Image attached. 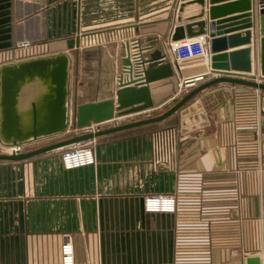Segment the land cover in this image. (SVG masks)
<instances>
[{
    "label": "crops",
    "instance_id": "crops-1",
    "mask_svg": "<svg viewBox=\"0 0 264 264\" xmlns=\"http://www.w3.org/2000/svg\"><path fill=\"white\" fill-rule=\"evenodd\" d=\"M145 1L150 3L144 8L143 0H0V66L24 59L12 51L25 39L44 51L34 56L69 51L76 71L72 104L103 100L115 96L125 44L140 39L165 50L175 72L149 84L155 108L146 112L152 117L222 74L211 72L210 61L177 60L170 47L174 0ZM213 8L218 14H212ZM202 15L206 39L211 23L221 36L252 31L254 73L264 82L259 0H203ZM247 19L250 28L226 32ZM77 36L80 46L69 50L67 42ZM200 75V81L186 85L185 80ZM263 96V90L246 85L220 84L200 96L210 107L208 123L196 129L190 125L182 138L155 137L169 129L168 118L77 144L94 148L93 166L66 170L55 151L0 161V264H62V245L68 240L75 264H247L251 256L264 259ZM146 112L80 133L144 119L140 116ZM150 194L176 195L177 211L147 212L144 200Z\"/></svg>",
    "mask_w": 264,
    "mask_h": 264
},
{
    "label": "water",
    "instance_id": "water-1",
    "mask_svg": "<svg viewBox=\"0 0 264 264\" xmlns=\"http://www.w3.org/2000/svg\"><path fill=\"white\" fill-rule=\"evenodd\" d=\"M259 5L262 36L260 70L264 78V0H259ZM172 6V12L175 14V26L171 34L173 41L204 36L208 33L206 22L200 19L203 16V0H174ZM218 12V8L212 9L213 15ZM248 22L249 19L242 21L238 23L239 27L226 32L248 29L250 28ZM209 28L210 37L207 38V42L211 52V72L222 75L193 87L165 112L145 119L121 123L108 129L77 133L33 150L14 154L0 153V161H24L42 153L86 142L103 134L159 122L179 111L183 132L188 130L189 127H185L189 124L192 125L190 128L196 129L208 123L207 114L210 107L204 104L205 97H200L205 91L223 83L246 85L264 91V82L259 81L261 79H258L254 73L252 31L246 30L244 35L237 32L221 36L222 32H215V23H211ZM217 28L220 29L221 26ZM244 44L247 47L232 52L225 51ZM67 45L69 50L78 48L80 36L70 39ZM167 56L165 50L154 48L151 44L144 45L140 39L128 41L121 55L122 71L117 76L118 88L115 96L80 104H72L73 56L69 51L2 64L0 66V146L26 147L35 142L61 137L70 129L80 130L154 109L149 84L173 77L175 74L172 62L166 61ZM247 76L255 80H248ZM188 80L191 84L196 82L195 78ZM247 264H264V259L260 256H251L247 258Z\"/></svg>",
    "mask_w": 264,
    "mask_h": 264
},
{
    "label": "built area",
    "instance_id": "built-area-1",
    "mask_svg": "<svg viewBox=\"0 0 264 264\" xmlns=\"http://www.w3.org/2000/svg\"><path fill=\"white\" fill-rule=\"evenodd\" d=\"M170 44L171 51L177 60L200 58L207 63L210 61V47L204 36L185 38L175 41L172 40ZM37 48L39 49L38 43L25 39L16 43L12 52L15 55H21L25 59L36 57L34 55L42 53L38 52ZM131 54L133 53L131 52ZM202 78L203 75L197 76L195 77V81H200ZM189 81L190 80L188 79L185 80L187 86L191 84ZM259 113L261 115V121L264 123V96L262 97V103L259 107ZM164 136H167L170 139L173 138L172 140L174 141L176 138V130L174 128H169L168 130L158 132V135L155 137L162 140ZM160 146L161 142L157 141V147L159 148ZM262 146L264 151V142ZM3 150L6 151L7 154H14L23 152L24 146H15L10 148L3 147ZM61 163L63 168L66 170L96 165L97 160L95 150L91 146H76L65 149L61 154ZM177 206L178 199L174 194H150L147 195L144 200V208L149 213H175L177 211ZM62 264H75L74 245L71 240L66 241L62 245Z\"/></svg>",
    "mask_w": 264,
    "mask_h": 264
},
{
    "label": "rangeland",
    "instance_id": "rangeland-1",
    "mask_svg": "<svg viewBox=\"0 0 264 264\" xmlns=\"http://www.w3.org/2000/svg\"><path fill=\"white\" fill-rule=\"evenodd\" d=\"M150 2H147V1H145V0H143V3H141V5L142 6H144V8L147 6V4H149ZM42 52H44V51H42ZM198 58H196V59H193V60H197ZM85 68H87V67H83V70L85 69ZM75 71V70H74ZM73 71V72H74ZM76 72V71H75ZM171 107V106H170ZM170 107H166L165 109H163V110H158L157 112H154L155 113V115L153 114V116H156V115H159V114H161V113H163V112H165L166 110H168ZM147 113V112H146ZM149 114H151V113H149ZM143 116H145V118H148V117H151V115L150 116H148V113L147 114H142V116H140V117H143ZM139 117V116H138ZM129 118H131V117H129ZM144 118V119H145ZM169 118V120L171 121V125L170 126H168L169 128H174L175 130H176V132L179 134H177L176 133V138H175V140L178 138V136L179 137H184V135H185V132H183V127H182V122H181V115H180V111L179 112H177V113H175V114H173L172 116H170V117H168ZM168 118H166V119H168ZM81 130V129H80ZM80 130H75V132L73 131V130H70V132H67L65 135H63V136H61V137H56V138H52V139H46V140H42V141H40V142H36V143H32V144H29V145H27L26 147H24V151H26V150H28L29 148H32V147H35V148H38V147H42V146H45V145H49V144H51V143H54V142H57V141H59V140H62V139H66V138H68V136H70V135H75V134H77V133H80ZM75 133V134H74ZM76 146H81V145H74V146H71V147H66V148H64V149H60V150H56L54 153L58 156V154L59 155H61L62 154V152L65 150V149H69V148H73V147H76ZM84 146H86V145H84ZM34 148V149H35ZM1 149H3V147L2 146H0V152H1ZM26 149V150H25Z\"/></svg>",
    "mask_w": 264,
    "mask_h": 264
},
{
    "label": "flooded vegetation",
    "instance_id": "flooded-vegetation-1",
    "mask_svg": "<svg viewBox=\"0 0 264 264\" xmlns=\"http://www.w3.org/2000/svg\"><path fill=\"white\" fill-rule=\"evenodd\" d=\"M190 126V124L188 126H186L185 128H188Z\"/></svg>",
    "mask_w": 264,
    "mask_h": 264
},
{
    "label": "bare ground",
    "instance_id": "bare-ground-1",
    "mask_svg": "<svg viewBox=\"0 0 264 264\" xmlns=\"http://www.w3.org/2000/svg\"><path fill=\"white\" fill-rule=\"evenodd\" d=\"M192 59H195V58H192ZM6 148V147H5Z\"/></svg>",
    "mask_w": 264,
    "mask_h": 264
}]
</instances>
